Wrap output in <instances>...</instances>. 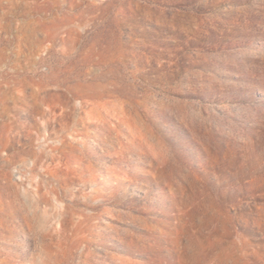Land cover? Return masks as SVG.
Here are the masks:
<instances>
[{"label":"rangeland","instance_id":"1","mask_svg":"<svg viewBox=\"0 0 264 264\" xmlns=\"http://www.w3.org/2000/svg\"><path fill=\"white\" fill-rule=\"evenodd\" d=\"M0 264H264V0H0Z\"/></svg>","mask_w":264,"mask_h":264}]
</instances>
